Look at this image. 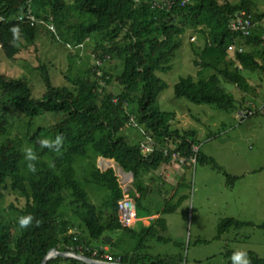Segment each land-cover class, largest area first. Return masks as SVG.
I'll return each instance as SVG.
<instances>
[{"label": "trees", "instance_id": "1", "mask_svg": "<svg viewBox=\"0 0 264 264\" xmlns=\"http://www.w3.org/2000/svg\"><path fill=\"white\" fill-rule=\"evenodd\" d=\"M158 1L162 5L167 0ZM256 2L192 0L183 7L176 4L165 10L153 6L152 0H0V49L6 59L32 45L43 31L50 39L71 47L69 51L82 46L86 57L93 61L84 75L66 77L67 85L61 86L51 83L50 69L41 65L37 68L42 85L39 97H33L25 79L0 75V105L4 112H0V202L8 196L16 201V206L0 208V264H41L52 249L107 262L102 238L133 229L120 227L117 204L122 198L121 189L111 168L103 172L97 169V158L111 160L130 173L139 197L143 195V173L156 170L176 154L180 156L178 161L196 158L200 150L195 132L173 130L170 125L174 113L154 107L165 88L155 72L171 69L179 37L185 29L192 30L197 36V41L190 44L197 76L180 78L173 87L174 96L224 111L237 108L235 103L241 107L225 85L246 95L253 90L248 81L253 76L245 73L264 76V13L251 12ZM28 12L34 23L18 21ZM240 12L250 14L254 22L246 37L228 28L230 19ZM48 24L53 30L45 26ZM13 28L18 29L16 39ZM230 45L235 48L231 53L227 49ZM238 47L241 52H237ZM73 58L81 60L77 52ZM109 59L120 63V71L110 76L102 66L98 68L101 76H97L96 62ZM113 79L115 87L111 85ZM100 81L105 84L100 85ZM113 98L117 104L112 103ZM249 107L254 105L250 103ZM6 109L12 113L11 118ZM130 116L137 127L131 126ZM19 120L20 133L16 127ZM131 129L140 134L138 142L128 138ZM141 130L156 145L146 159L139 149ZM56 136L63 138L59 150L42 149L37 143ZM28 147L37 156L34 173L27 169L23 155ZM80 158L89 161L91 183L106 191L100 210L73 178V165ZM201 162L211 160L202 158ZM135 206L138 216V204ZM29 214L32 222L21 228L18 218ZM244 225L248 224L226 219L217 230L221 233L231 226ZM134 235L139 238L136 249L131 254L108 256L110 262L119 259L124 264H165L162 259L142 260V235ZM92 241H98L100 247L91 246ZM108 246L112 248L113 242ZM46 264L84 263L56 257ZM249 264H264V259L254 257Z\"/></svg>", "mask_w": 264, "mask_h": 264}, {"label": "rangeland", "instance_id": "2", "mask_svg": "<svg viewBox=\"0 0 264 264\" xmlns=\"http://www.w3.org/2000/svg\"><path fill=\"white\" fill-rule=\"evenodd\" d=\"M256 1V6L250 7L251 12L263 14L264 0ZM178 40L180 45L174 52L171 69L155 72L165 83V88L158 95L154 107L160 112L174 113L175 118L170 125L173 130L194 131V140L200 151L196 158L180 159L188 162L190 167L184 164L186 169L182 168L184 181L176 197L170 198L171 186L162 182L163 177L157 172L159 169L155 173H143L148 177L142 185L143 195L133 199L138 204V216L158 213L160 221L153 224L150 234L141 236L143 246L139 252L143 258H159L165 264H232L231 255L237 250L246 252L249 261L254 257L264 259V110H258L264 102V76H257L255 72L245 73L253 76L248 78L253 90L246 95L231 85H225V90L241 102V107L235 103L237 108L229 111L176 98L173 87L179 79L196 78L198 72L192 64L194 55L191 52L197 36L192 30L185 29ZM82 49L78 46L69 51L64 44L50 39L41 31L32 45L21 48L12 59H6L0 49V75L25 79L33 97H39L42 85L37 68L47 65L51 83L54 86L67 85L66 77L82 76L87 65L92 66L93 61ZM76 52L81 60L73 58ZM103 68L113 76L120 71V63L109 59L103 63ZM114 82L113 79L111 85L115 87ZM112 86L108 89L111 90ZM247 101L258 111L239 122L235 119V112L249 106H245ZM0 112L4 113L1 105ZM5 113L11 118L10 110L6 109ZM16 124L20 133L21 120ZM128 132L133 142L141 139L138 132ZM172 157L180 158L179 154ZM202 158L210 159L211 163L201 162ZM88 164L86 158L77 159L73 165V178L100 210L106 191L91 183ZM105 167L118 173L119 168L113 163ZM15 203L14 197L8 196L0 202V208L7 209L9 204L16 206ZM226 219L248 225L240 228L231 226L218 233L219 223ZM162 220L167 222L166 230H161ZM82 227L80 224V229ZM129 235L121 231L110 235L114 239L110 255L117 256L136 248L137 240H131Z\"/></svg>", "mask_w": 264, "mask_h": 264}, {"label": "built area", "instance_id": "3", "mask_svg": "<svg viewBox=\"0 0 264 264\" xmlns=\"http://www.w3.org/2000/svg\"><path fill=\"white\" fill-rule=\"evenodd\" d=\"M191 0H167L162 3V5H159L158 0H152V5L153 6H159L160 8H165V10L170 9L176 4H179L180 7L185 6L188 4ZM18 21H29L31 23L35 22L34 17L31 15L30 12L26 13L23 16H20L18 18ZM48 26V25H46ZM254 26L253 19L250 14L246 12H240L236 13L229 21L228 23V28L231 32L233 33H238L243 37H246L250 34L252 28ZM48 29L53 30L52 26H48ZM262 39L264 41V30H263V36ZM67 49H71V47L66 46ZM228 51L232 52L234 51V45L228 46ZM237 52H241V49L238 47ZM107 59V58H106ZM103 61H97L95 67L96 69V74L97 76H101V72L98 71V68L103 66ZM107 79V78H106ZM100 85H104V81L99 82ZM113 104H117L118 100L116 98L112 99ZM258 110H264V103ZM254 107H249V109L244 108V109H239L237 110V114L235 112V117L239 122L247 119L248 117H251L256 113ZM129 121L132 127H137V125L134 122V119L132 116L129 117ZM141 133L143 135V140L140 143L139 149L141 151V154L144 159L147 157L151 156L152 153L155 151V143L152 137L147 135L144 131L141 130ZM197 149V148H196ZM195 149V151H196ZM120 187V186H119ZM121 193H122V198L121 200L118 201L117 204V220L121 228L123 229H135L137 224L141 221V218L137 216L136 213V206L133 201V199L129 196V189L128 186L124 185L122 186ZM95 255V254H94ZM104 258L107 260V262H110V257L104 256ZM113 262H119V259H116Z\"/></svg>", "mask_w": 264, "mask_h": 264}, {"label": "crops", "instance_id": "4", "mask_svg": "<svg viewBox=\"0 0 264 264\" xmlns=\"http://www.w3.org/2000/svg\"><path fill=\"white\" fill-rule=\"evenodd\" d=\"M248 104H250L249 101H247V104L245 106H247ZM235 119H236V117H235ZM131 130H134V129H131ZM134 131L137 132L136 130H134ZM129 135L130 134L127 133L128 138H129ZM133 135H135V134H133ZM138 141L139 140H137V142ZM173 159L170 160L167 163H162L159 167L156 168V170H153V172L155 173L157 171V169H159L157 172H158V176L163 177V180L164 181H162V182L163 183L165 182L166 184H168V185L171 186V190H170V194H169L170 198L176 197L179 188H181V183L184 181L183 178H184L185 172L182 171V168H185L186 169V167L184 166V164L190 167V165H189L188 162H184L182 160H179L178 161V158H173ZM112 163L115 164L111 160L103 159V158H97V160H96V167H97V169L99 171L103 172L106 169H109L107 167L104 168V165L109 166ZM119 169H117V172L118 173H115L114 171L113 172H114V175L118 178L117 181L119 183L120 188H122V186L126 185V186H128V189H129V196L132 199L135 200V198H137V197L140 198L139 197V194L136 193V191L134 190V188L132 186V181H130V179H129L132 176L129 175L128 173L124 172L122 169H120V170ZM160 169L163 172H161ZM147 179H148V177H146L143 174V183H145L144 181H146ZM131 180H132V178H131ZM139 217L141 218V221L137 224L136 228L133 229L132 231L129 230V232H126V233H129L130 234L129 236H130V239L131 240L132 239L137 240L136 241V246H137V244L139 242V238H137V236L135 237L134 234L135 233H138V235H145V234H147V232L148 233L151 232L150 231V228L151 229H154V226H153L154 223L160 221L159 220L158 213L150 214V215L143 214V215H139ZM166 229H167V222L165 220H162L161 230H166ZM107 237H110V239H111L110 243H112L114 239L110 235H107ZM144 240H145V238H144ZM142 242H143V240H142ZM90 245L91 246H95V247H100L101 244L98 241H95L94 244L91 243ZM102 248H103V250L106 251V253L108 254V256H111L110 253H109V249H110L109 246L104 245V246H102ZM140 248H142V247H140ZM133 251L134 250H132V249H128V251H124L123 254H131ZM144 259L150 260V259H152V257H146V258H143L142 260H144ZM155 259H159V258H155Z\"/></svg>", "mask_w": 264, "mask_h": 264}, {"label": "clouds", "instance_id": "5", "mask_svg": "<svg viewBox=\"0 0 264 264\" xmlns=\"http://www.w3.org/2000/svg\"><path fill=\"white\" fill-rule=\"evenodd\" d=\"M192 1V0H191ZM190 1V2H191ZM189 2V3H190ZM188 3V4H189ZM187 5V4H186ZM2 21V20H1ZM13 33V39L17 38L18 29L13 28L11 29ZM191 41H194V38H191ZM229 52V51H228ZM231 53V52H230ZM62 136H56L54 140L45 138L39 139L37 143L39 144L40 148H50L53 151L59 150V147L62 143ZM156 147V145H155ZM24 159L26 161V167L30 172L36 171L35 161L37 159L36 153L33 151L31 147H28L24 150ZM33 220V217L29 215H25L18 218V224L21 228H26ZM38 223V221H37ZM232 264H249V260L247 258V254L244 251H234L231 255Z\"/></svg>", "mask_w": 264, "mask_h": 264}, {"label": "water", "instance_id": "6", "mask_svg": "<svg viewBox=\"0 0 264 264\" xmlns=\"http://www.w3.org/2000/svg\"><path fill=\"white\" fill-rule=\"evenodd\" d=\"M129 175H131L130 173H128ZM111 239L107 236H104L102 238V242L105 245H109ZM56 257H62V258H70V259H74L77 260L79 262H82L84 264H124V263H117V262H102V261H96V260H92L90 258L85 257L82 254H75L73 252L70 253H62V252H58L56 249H52L50 250L47 255L44 257L43 261L41 264H46L49 260L56 258Z\"/></svg>", "mask_w": 264, "mask_h": 264}]
</instances>
